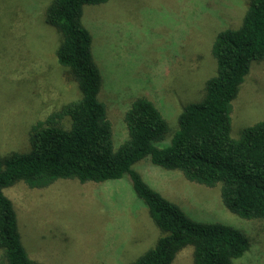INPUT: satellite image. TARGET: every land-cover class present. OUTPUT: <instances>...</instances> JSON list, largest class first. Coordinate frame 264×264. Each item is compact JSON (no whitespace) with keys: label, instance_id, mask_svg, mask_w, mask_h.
<instances>
[{"label":"rangeland","instance_id":"374dc122","mask_svg":"<svg viewBox=\"0 0 264 264\" xmlns=\"http://www.w3.org/2000/svg\"><path fill=\"white\" fill-rule=\"evenodd\" d=\"M51 1L0 0V154L29 150L32 125L81 95L69 68L57 59L61 33L45 20ZM249 4L109 0L83 6L82 22L92 34V54L102 75L98 98L106 104L116 149L128 136L125 113L142 96L168 122L158 145L171 142L183 107L203 98L206 80L215 74V36L239 27ZM231 119L234 138L264 120V59L252 63L233 100ZM134 169L192 218L242 229L251 248L236 264H264V220L230 212L220 184L190 181L150 157ZM4 192L16 209L22 242L36 261L129 264L161 236L126 176L103 182L59 179L42 188L18 182ZM171 264H193V247L182 249Z\"/></svg>","mask_w":264,"mask_h":264},{"label":"trees","instance_id":"16d2710c","mask_svg":"<svg viewBox=\"0 0 264 264\" xmlns=\"http://www.w3.org/2000/svg\"><path fill=\"white\" fill-rule=\"evenodd\" d=\"M107 1L52 0L47 7L46 22L61 33L58 62L69 68L81 95L32 125L29 150L0 154V264H49L27 252L5 188L18 182L42 188L59 179L103 182L125 176L161 231L154 246L129 264H171L189 245L193 264H236L251 248L242 229L192 218L151 187L134 165L150 157L190 181L220 184L230 212L264 220V120L244 128L239 138L231 135L233 100L252 63L264 59V0H250L240 26L215 36V74L206 80L203 98L183 107L171 142L158 145L168 133V122L142 96L125 113L128 136L117 149L106 104L98 98L102 75L92 54V34L82 22L84 5Z\"/></svg>","mask_w":264,"mask_h":264}]
</instances>
